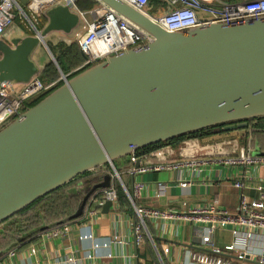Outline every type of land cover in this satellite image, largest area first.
Masks as SVG:
<instances>
[{"label":"water","instance_id":"95a60500","mask_svg":"<svg viewBox=\"0 0 264 264\" xmlns=\"http://www.w3.org/2000/svg\"><path fill=\"white\" fill-rule=\"evenodd\" d=\"M96 1L151 40L68 76L0 129V224L87 173L107 166L121 173L119 160L148 147L218 125L248 128L264 118V16L170 31L125 0ZM47 18L34 34L0 40V84L40 73L31 58L40 43L67 76L45 37L72 33L78 14L59 4ZM140 165L137 159L126 167ZM110 184L111 173L68 220L82 217L90 194ZM113 204L108 200L104 212Z\"/></svg>","mask_w":264,"mask_h":264},{"label":"crops","instance_id":"0c3cea01","mask_svg":"<svg viewBox=\"0 0 264 264\" xmlns=\"http://www.w3.org/2000/svg\"><path fill=\"white\" fill-rule=\"evenodd\" d=\"M23 7L26 8V5ZM30 30L33 33V29ZM56 32L62 31H52L48 34L49 37H45L49 47L50 45L55 47L58 42L66 40L54 35ZM68 34L74 35L73 32ZM4 39L8 40V35H5ZM53 39L56 40L53 41ZM31 58L40 72L49 62H52L51 55L43 43L36 47ZM250 122L248 128L215 131L209 135L186 139L178 145H170L175 149V153L169 157L168 162L177 163L194 159H207L209 162L152 170L135 176L136 182L144 183L143 195L138 199L137 204L149 208L186 211L194 205L216 203L219 207L236 213L243 193L249 199L260 198L264 193V165H227L218 160L231 154L229 152L237 146L248 148L255 154L264 153V144L262 146L260 142L254 141ZM163 147L166 146L161 148ZM150 155L151 153L138 156L142 157L141 164L147 163L151 158ZM150 160L154 161V159ZM130 161L135 163L134 159L126 157L119 160L117 166L122 167L123 170L130 168L126 167ZM132 178L130 175H123V182L115 180L119 181L121 186L123 183L132 190L130 188ZM238 178H242V188L235 185ZM182 181H188L189 185L182 187ZM161 186L164 187L162 192ZM104 205L105 203L98 207L93 203V198L89 199L84 212L93 208L99 210L98 213L92 218L91 215L83 213L82 217L68 221L71 222L72 227L70 232L55 238H43L40 234L46 231L44 230L32 236L34 239L27 238L30 231L17 239V235L9 231L10 224L16 222L12 219L15 215L0 224V234H9L8 240L11 238L13 247L7 251L16 248L17 254L8 257L4 255L7 251L2 252L0 264H174L180 262L192 264L195 255L202 256L205 252L210 253L208 246H202V224L184 222L180 219L149 218L146 221L145 241L137 244L134 224L138 217L132 203L129 207H122L117 201L108 213L104 212ZM87 217L91 218V221L87 222ZM19 226L20 223H17L15 228ZM13 235L15 237L12 238ZM90 235L92 238L82 237ZM234 240L235 235L232 229H218L214 234V242L224 251L213 257L221 258L230 264H255L250 258L239 259L238 254L242 250L248 251V254L250 251L258 253L261 247L260 235L255 234L246 244H237L235 249L227 250L226 247ZM166 247L170 248L168 253L164 250ZM32 248L35 249V253L32 252ZM70 257H73V260H69Z\"/></svg>","mask_w":264,"mask_h":264},{"label":"built area","instance_id":"2783aa9c","mask_svg":"<svg viewBox=\"0 0 264 264\" xmlns=\"http://www.w3.org/2000/svg\"><path fill=\"white\" fill-rule=\"evenodd\" d=\"M125 1L151 16L157 23L170 31L188 30L213 22L236 24L248 19L264 16V0ZM59 4L69 5L72 11L76 12L79 17V25L73 33L86 59L78 69L89 67L107 56L116 55L128 49H140L151 40L149 35L137 29L130 22L103 4L97 2L90 9H81L77 6V0H29L26 8L21 5L19 0H0V40L4 39L7 31L15 26L18 17L28 20L33 29L34 25L38 24L40 16L47 15L49 8ZM28 13H31V19ZM68 76L61 75L59 79L45 83L39 75H35L27 82L10 80L4 84H0V129L7 122L19 116L32 99L49 93L60 82H64ZM174 153L175 149L173 147L166 146L151 153L150 159H154V161L149 159L147 163L141 164L139 167L127 168L121 173L111 172V184L106 188L99 189L97 193L101 194L102 198L97 199L94 196L93 203L98 207H101L108 200L116 203L117 191L113 181L117 179L123 182V175L135 177L152 170L201 165L209 162L207 159L186 160L177 163L168 162L169 157ZM229 153L231 154H228L224 158H219V162L227 165H264V153L255 154L248 148L238 146L234 147ZM139 158L141 159L142 157L136 156L134 161ZM241 179L238 178L235 181V185L240 188L243 187ZM188 185V181L181 182L182 187H187ZM122 186L138 217L134 224L135 241L137 244L145 241L147 219H180L184 222L203 225L202 246H208V250H210V253L205 252L202 256L195 255L192 264H230L229 262H224L221 258L215 259L213 257L224 251L216 246L214 242V234L220 228H230L235 235L234 242L226 247L227 250L235 249L237 244H246L255 234L260 235V251L258 253L250 251V254H248V251L242 250L239 252L238 258L241 260L250 258L255 264H264V193L257 199H249L243 193L239 209L236 213H231L219 207L216 203L194 205L186 211H176L138 205L137 201L142 197L144 190V183L142 181H135L132 190L127 188L123 183ZM163 188L161 186V192ZM98 211L91 208L85 210L84 215H91L92 218ZM91 218L87 217V222L91 221ZM71 228V222H65L42 232L40 235L43 238L61 237L68 234ZM82 237L92 238L91 235ZM164 250L168 253L170 248L166 247ZM32 252L35 253L34 248H32ZM16 254L17 249L13 248L4 255L13 257ZM69 260H73V257H70Z\"/></svg>","mask_w":264,"mask_h":264},{"label":"trees","instance_id":"16d2710c","mask_svg":"<svg viewBox=\"0 0 264 264\" xmlns=\"http://www.w3.org/2000/svg\"><path fill=\"white\" fill-rule=\"evenodd\" d=\"M155 1V0H151ZM97 4L96 0H77V6L81 9H90ZM48 22L47 15H42L39 18L37 26L39 29L43 28ZM50 45V44H49ZM51 50L53 51L56 59L59 62V65L63 72L69 76H74L84 68L78 69L85 62V54L81 50V46L78 41H73V43H67L66 41H60L54 47L50 45ZM39 77L45 82H52L61 77L58 67L55 63L49 62L45 68L40 72ZM60 82L57 86L61 85ZM43 94L39 97L32 99L28 105L33 106L46 95ZM251 128H253V138L254 141L260 142L263 146L264 138L259 139L260 136L264 134V118L258 120H252L250 122ZM223 125H218L215 127H210L203 129L197 132L188 133L180 137L171 139L167 142H163L151 147H148L144 150H141L137 153V156L141 154H150L154 152L157 148L164 145H178L181 144L184 140L189 138L200 137L203 135H209L215 132V130L222 131ZM109 168V167H108ZM109 174L108 169L106 171H100L94 174L87 173L78 179L74 180L70 184L52 192L51 194L43 197L42 199L36 201L34 204L17 214L13 219L16 221L10 224L9 231L16 236L17 239H20L26 232L30 231V234L27 238H33L32 236L37 235L38 233L53 228L55 226L61 225L62 223L68 222L69 218L72 217L81 206L85 196L92 190V188L103 182L105 176ZM114 185L116 187L117 201L121 204L122 207H129L131 203L127 197L126 192L119 183L115 180ZM70 189V190H69ZM73 189V190H72ZM99 190L91 193L89 199L94 196L97 199H101L102 195L97 193ZM88 199V201H89ZM20 223L18 228H15L16 224ZM35 226V227H34ZM8 229V227H7ZM15 230V231H14ZM8 231V230H7ZM12 236L15 237V236ZM9 234L2 235L0 234V254L7 251L12 246L11 238L8 240ZM24 238H22L23 240ZM26 239V238H25ZM32 239V241H33ZM11 241V242H10Z\"/></svg>","mask_w":264,"mask_h":264},{"label":"rangeland","instance_id":"374dc122","mask_svg":"<svg viewBox=\"0 0 264 264\" xmlns=\"http://www.w3.org/2000/svg\"><path fill=\"white\" fill-rule=\"evenodd\" d=\"M29 14V16H30V19L32 18L31 17V13H28ZM18 20V21H17ZM37 26V25H36ZM45 27V26H44ZM43 27V28H44ZM37 28H39L38 26H37ZM43 28H41L40 30H42ZM30 29H32V26H31V24H30V22L28 21V20H26V19H24V18H17L16 19V23H15V26H13V27H11L8 31H7V34L6 35H8V40L10 41L12 38H14V37H17V36H20V37H24V36H26L27 34H34V33H31L30 31ZM33 31V30H32ZM54 35H58V37H60V38H63V39H66L65 41L67 42V43H73V41H75L74 40V35L73 34H67V33H65V32H56ZM46 37H49L48 35L46 36ZM56 39H58V38H56ZM55 39V40H56ZM54 39H53V41H55ZM45 41L46 42H48L47 40H46V38H45ZM53 52V51H52ZM215 131H217V130H215ZM245 131V130H244ZM247 132V131H246ZM240 133H243V132H240ZM262 138H264V134L262 135V136H260L259 137V139H262ZM164 146H170V144H167V145H164ZM159 148H161V147H159ZM159 148H157V149H159ZM156 149V150H157ZM107 167H109V166H107ZM108 171H109V173H111L112 172V170L110 169V167L108 168ZM73 182V181H72ZM70 190V189H69ZM73 190V189H72Z\"/></svg>","mask_w":264,"mask_h":264}]
</instances>
